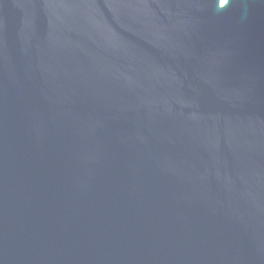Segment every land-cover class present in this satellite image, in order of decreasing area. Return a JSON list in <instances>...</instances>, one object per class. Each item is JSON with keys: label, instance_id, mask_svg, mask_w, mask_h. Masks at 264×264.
Wrapping results in <instances>:
<instances>
[{"label": "water", "instance_id": "water-1", "mask_svg": "<svg viewBox=\"0 0 264 264\" xmlns=\"http://www.w3.org/2000/svg\"><path fill=\"white\" fill-rule=\"evenodd\" d=\"M0 264H264V0H0Z\"/></svg>", "mask_w": 264, "mask_h": 264}, {"label": "bare ground", "instance_id": "bare-ground-1", "mask_svg": "<svg viewBox=\"0 0 264 264\" xmlns=\"http://www.w3.org/2000/svg\"><path fill=\"white\" fill-rule=\"evenodd\" d=\"M225 0H221L222 3H224Z\"/></svg>", "mask_w": 264, "mask_h": 264}]
</instances>
